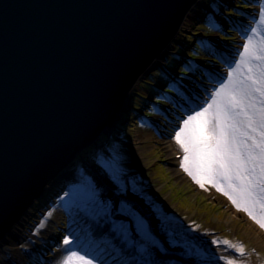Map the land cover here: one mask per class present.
Here are the masks:
<instances>
[{
  "label": "water",
  "instance_id": "obj_1",
  "mask_svg": "<svg viewBox=\"0 0 264 264\" xmlns=\"http://www.w3.org/2000/svg\"><path fill=\"white\" fill-rule=\"evenodd\" d=\"M199 0H0V242L111 126Z\"/></svg>",
  "mask_w": 264,
  "mask_h": 264
},
{
  "label": "rangeland",
  "instance_id": "obj_2",
  "mask_svg": "<svg viewBox=\"0 0 264 264\" xmlns=\"http://www.w3.org/2000/svg\"><path fill=\"white\" fill-rule=\"evenodd\" d=\"M256 1H259L258 4L255 3ZM241 7L242 10L239 12L238 8ZM262 11H264V0H201L196 4L184 31L179 32L176 40L173 41L170 54L173 56L175 51L181 50L180 47L195 48L197 55L201 54L200 59L203 58L199 68L208 67L211 68V72L215 71L212 68H217L221 72L226 64L218 62L214 65L211 61L215 60V54L207 52V46L210 45L214 52L217 51L219 54L226 49L227 45L235 46L232 53H235L236 48L241 52L246 37L250 36L252 30L259 24ZM237 14L241 18H237ZM236 18L241 20L238 24L243 27V32L247 33L246 37L242 38L241 32L232 28ZM246 23L252 24L249 31L245 28L248 27ZM259 31L264 34V28H260ZM192 36L200 41L204 38L209 41V45L203 46L206 51H200L199 44L190 42ZM238 53L233 54L236 61H238ZM166 57L174 67H178L187 58V56L183 59L174 58L175 61L171 62L172 57L169 54ZM168 62L164 61L163 63L167 64ZM158 68L150 69V74L155 77L154 79H157L158 73L155 72H158ZM147 77L149 78V76ZM203 77V81H200L202 77L200 80L198 77L196 78V81L201 83L197 91H200L204 98L206 96L207 100L206 91H209V87L213 83L208 81L205 75ZM144 80L137 86L135 94L152 99L150 87L143 83ZM147 104V110L150 111L153 103L148 102ZM142 105H145L143 100L135 95L129 106H126L118 128H111V131H108L102 140H98L97 146H89L85 149H89V154L82 153V156L74 161L72 169L80 179V184L73 183L67 187L64 183H57L52 186L47 194V196H52V200L50 199L52 203L48 205L47 200L41 198L43 204L40 203L34 207V220L23 231L20 241L11 243L13 246L7 244L4 247L0 264H63V260L69 255L63 254L66 249L61 250L68 248V245H65L63 241L66 238L72 241V237L66 233V225L62 224L67 218L62 209V203L68 195L67 192L71 193L82 189L84 177L92 180L98 190V198L101 202L108 203L107 199L110 196L105 194L107 190L105 185H103L104 189L102 186L97 189L96 183L100 181L107 182L108 186L112 187L110 188L111 193L122 198L121 202L132 205L143 220H145L144 217L156 220L152 228L161 230L163 234L156 236V231L152 233L163 247L172 250L168 253L173 254L175 251L183 256L179 260H173L178 264L181 263V259L184 262L187 259H192L200 264H209V262L217 264L214 262L216 259L222 264H226L228 260L234 261V264H242L246 260L252 264H264V249L257 248V236H255L258 231L264 235V230H261L245 213L237 211L231 202L215 188L206 185L205 189H201L182 170L180 165L172 163L171 160L177 159V155L174 153L180 150L174 140L175 132L183 122L180 118L183 113L179 104L178 107L171 106L172 109H169L167 106L170 103L167 102L166 106H159L156 113L148 119L144 117ZM134 107L140 112H133L132 108ZM141 116L144 118L143 121L140 120ZM167 142L173 145V154H169V151L166 150ZM112 157L119 160L122 191L97 164L99 158L108 160ZM175 168L181 172L178 174ZM72 169H69L68 172L73 173ZM96 176L99 179H96ZM108 192L110 191L108 190ZM102 193L105 194L104 197L100 196ZM117 208L118 206L114 205L113 211ZM169 209L170 215L168 214ZM126 218V216L120 215L118 210L116 215L113 214L115 221L123 222L129 229V225L125 221ZM52 222H54L53 226H50ZM45 231H49V236L44 239ZM30 233L38 238H34L32 241L29 238L26 239ZM210 238H217L212 242L213 245L210 244L216 251L214 255H211V252L206 249L205 239L208 241ZM225 240L233 245H242L245 254L240 256L234 248L223 243ZM33 245L37 247V253L32 251Z\"/></svg>",
  "mask_w": 264,
  "mask_h": 264
},
{
  "label": "snow or ice",
  "instance_id": "obj_3",
  "mask_svg": "<svg viewBox=\"0 0 264 264\" xmlns=\"http://www.w3.org/2000/svg\"><path fill=\"white\" fill-rule=\"evenodd\" d=\"M260 15L259 24L238 53V61L234 66L229 64L226 78L220 79L204 105L191 109L174 140L183 153L180 167L192 181L201 189L206 185L215 188L264 230V34L259 31L264 28V11ZM97 164L122 191L118 158H99ZM80 192L97 216L111 220L112 204L99 200L90 178L84 177ZM118 213L132 218L137 233L146 242L134 241L123 222L112 220V231L129 249L138 247L145 253L149 244L157 246L132 205L121 202ZM63 243L69 245L72 241L66 238ZM223 243L240 256L245 254L242 245L227 240ZM63 264L93 262L86 254L73 250Z\"/></svg>",
  "mask_w": 264,
  "mask_h": 264
},
{
  "label": "bare ground",
  "instance_id": "obj_4",
  "mask_svg": "<svg viewBox=\"0 0 264 264\" xmlns=\"http://www.w3.org/2000/svg\"><path fill=\"white\" fill-rule=\"evenodd\" d=\"M201 0H199L198 3H200ZM197 3V4H198ZM196 6V5H195ZM195 6L193 7V9H191L188 14L186 15L183 23H182V26H181V29L179 30L180 32L184 31V27L187 25V21L189 19V17L192 15V13L194 12V8ZM212 14V13H211ZM176 40V37L175 39ZM173 43V42H172ZM172 43L170 44V46L165 50V52L160 56V58L150 67L148 68V70L140 77V79L136 82V84L134 85V87L130 90L128 96L126 97L122 107H121V110L119 112V115L118 117L114 120L113 124L111 126H108L104 132H102L91 144L90 146L91 147H94L95 145L97 146L98 145V140H102L104 138V136L108 133V131H111V128H118V125L120 124V120L123 118L122 117V114L124 113L125 111V108L126 106H129L130 104V101L131 99L136 95L135 94V90L137 88V86L140 84V82L144 80L143 83H145L146 85H150V81L148 80L149 78L153 77L152 74H150V69L154 68V67H159L158 69H160L162 66H163V62L164 61H169V59H167L166 55L169 54L170 57H172L173 61L174 58H177L175 57L174 53H173V56L172 54H170V50H171V46H172ZM171 59V60H172ZM192 60V59H190ZM149 76V78L147 77ZM164 79H162V81L159 83V82H155L153 85L150 86V92L153 94V96L155 94H157V96L159 97V95L161 94H164ZM149 90V89H148ZM138 96V95H137ZM152 96V97H153ZM157 96H154V98H157ZM162 99L164 100V96H162ZM151 100V99H150ZM162 100V101H163ZM144 102V101H143ZM149 101L146 100V102H144L145 105L142 106V110H144V106L146 107V109L148 108L147 107V103ZM165 104V103H164ZM133 109V108H132ZM137 109L136 107H134V111L137 113L140 112V110H135ZM142 113V112H141ZM110 133V132H109ZM89 147V146H88ZM87 148V147H86ZM86 148H83L81 151H78V153L76 154V157L73 159V161L67 166L65 167L62 172H60L57 176H55L48 184L47 186L45 187L43 193H41L33 202L32 204L28 207V209L25 211V213L22 215V217L19 219V221L16 223V225L11 229V231L5 236V238L0 242V258L2 257L3 253H4V247L8 244V245H11V243H14L15 241H20L21 240V237H22V234L24 233L23 231H25L26 227L30 224V222L32 220H34V215H35V209L34 207H37L38 204L42 203V199H45L47 200V204L50 205L52 202H51V198L52 196L51 195H48L47 194L49 193L50 189L52 186L56 185L57 183H64L65 186H69L73 183H79V180L78 177H77V174L75 172V170L73 171V166H74V161L82 156V153L84 154H89V149L85 150ZM165 148L167 151H169V154H173L174 153V149H173V145L169 142L166 143L165 145ZM179 152H175L174 155H177ZM86 158V157H84ZM84 160V159H83ZM172 163H174L175 165H178L179 163V160L177 159H173L171 160ZM69 169H72L73 173L71 172H68ZM176 169V168H175ZM71 171V170H70ZM176 172L179 174L181 171L180 170H177L176 169ZM73 174V175H72ZM96 179H99V177L96 176ZM98 183V182H97ZM96 183V186H97V189L98 188H101L100 186H102V189H104L105 187H107V190H106V195L107 196H110L108 197V201L107 202H111L112 204V216H111V220L108 219L107 216H104V217H100V216H97L96 212L93 211V209L89 206L88 208H90L91 210H89L88 208L85 207V205H83L84 202V199H83V196H82V193L78 190H76L75 192H67L68 195L67 197H65V201H67L68 203L64 202L63 201V205H62V209L63 211L65 212V214L67 215V218L65 222H63L62 224L66 225V233L71 235V240H72V243L69 244L70 245V248H71V251H73L75 248V250H79V248H81L84 244L86 247L90 248L91 251H93V248H95V246H98V248L94 251L98 253L99 249H100V246L99 245H102L101 247H103L102 249L105 250V254L106 255H109L111 250L110 249H106L105 248V245H104V242L102 237L103 236H106L108 231L111 230L112 228V220L113 219V214L116 215L117 214V210H119V204L121 202V199L119 196L113 194V192L111 193V189L112 188L110 185L108 186V183L107 182H99L98 184ZM80 184V183H79ZM105 185V187L103 186ZM108 190L110 192H108ZM98 191V190H97ZM74 193L76 194L75 196V199H74ZM105 194L102 193V195H100L101 197H104ZM82 196V197H81ZM100 197V198H101ZM42 198V199H41ZM110 198V199H109ZM51 199V200H50ZM83 199V200H82ZM83 201V203H82ZM43 204V203H42ZM88 205V204H87ZM114 205H117L118 208L117 210L114 209L113 211V206ZM139 208V207H138ZM141 209V208H139ZM87 211L90 213L88 214ZM168 214L170 215L171 214V211L170 209L168 210ZM151 213V212H150ZM89 215V216H88ZM144 217V216H143ZM99 219L98 223H93L92 219ZM144 221L147 223L148 225V229H150L153 225H155L156 223V220H152V219H149L148 217H144ZM128 224H131L129 223L130 221L126 218L125 220ZM53 223L52 222L50 224V226H53ZM93 223V224H92ZM89 226L90 228H93V230H86V227L84 226ZM64 227V228H65ZM155 227V226H154ZM156 228V227H155ZM257 228V227H256ZM56 229V228H55ZM258 230V229H257ZM46 232V231H45ZM88 232V233H86ZM156 232L159 236H161V234H163V232L161 230H157L156 229ZM113 231L111 233V235H113ZM109 234V233H108ZM49 236V231H47L46 233H44V239L45 238H48ZM257 236L256 237V243H257V248L260 250V249H264V235L263 233L260 231H258V233L255 235ZM111 237V236H110ZM31 239V241L34 239V238H38V236H33L32 233L28 234L26 239ZM132 239L134 241H137V239L134 237H132ZM162 240H166L164 238H162ZM119 241V239H118ZM141 241V240H139ZM138 241V242H139ZM109 242H112L111 240H109ZM114 244L116 243V240L113 242ZM146 243L145 241L142 242V244ZM34 245H36V243H33ZM32 245V244H31ZM33 245V249H37L36 246ZM68 245V246H69ZM208 245V244H207ZM13 246V244L11 245ZM84 246V247H85ZM124 246V245H123ZM60 247H63V246H60ZM148 248H152V245L149 244L148 245ZM68 250L67 248H62L61 250ZM13 251V250H12ZM70 251V250H68ZM101 253V251L99 252ZM157 257V256H156ZM155 257V258H156ZM158 259V258H157ZM216 259V258H214ZM162 259H158L159 262L163 263V264H167L169 263V261L165 260V261H161ZM123 261H126L125 259H122V260H118L116 261L118 264H122ZM215 262L217 264H222L220 261H218L217 259L215 260ZM129 264V263H127ZM131 264H135L134 262H131ZM224 264V263H223Z\"/></svg>",
  "mask_w": 264,
  "mask_h": 264
},
{
  "label": "trees",
  "instance_id": "obj_5",
  "mask_svg": "<svg viewBox=\"0 0 264 264\" xmlns=\"http://www.w3.org/2000/svg\"><path fill=\"white\" fill-rule=\"evenodd\" d=\"M191 42H196V39H194V37L191 39ZM181 50L178 51L182 54H187L188 56L192 57V58H195L196 56V53L194 52V48H191L189 46L187 47H180ZM173 62V60L171 61ZM174 67V66H173ZM150 81V83H153V81H151V79H148Z\"/></svg>",
  "mask_w": 264,
  "mask_h": 264
}]
</instances>
